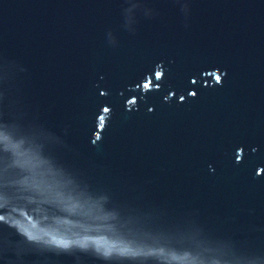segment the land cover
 <instances>
[{
  "label": "water",
  "instance_id": "water-1",
  "mask_svg": "<svg viewBox=\"0 0 264 264\" xmlns=\"http://www.w3.org/2000/svg\"><path fill=\"white\" fill-rule=\"evenodd\" d=\"M0 216V264H264V0H0Z\"/></svg>",
  "mask_w": 264,
  "mask_h": 264
},
{
  "label": "snow or ice",
  "instance_id": "snow-or-ice-1",
  "mask_svg": "<svg viewBox=\"0 0 264 264\" xmlns=\"http://www.w3.org/2000/svg\"><path fill=\"white\" fill-rule=\"evenodd\" d=\"M160 75H161L160 73H157V79H159ZM215 80L220 81L221 80V76L217 75L215 77ZM145 87H150V84H146ZM101 94L103 95V93H101ZM192 94L194 95L195 93H192ZM103 111L104 112H108L109 111L108 107H104ZM101 120H103V117H101ZM97 137H99L98 133H97ZM239 151H244V150L241 148V149H239ZM236 159H237L238 162L241 160V157L238 155V153H237ZM3 219H4L3 216H0V220H3ZM31 227H32L33 230H29L28 227L21 226V231H23L27 235L28 239H30V240H34V241L41 240L42 236L38 232H36L34 230L35 226L33 225ZM49 243L56 244L57 246H60V247H68L70 242L66 241V240H62V239H56V238L53 237L49 241Z\"/></svg>",
  "mask_w": 264,
  "mask_h": 264
}]
</instances>
